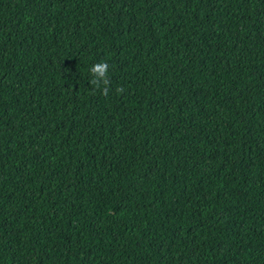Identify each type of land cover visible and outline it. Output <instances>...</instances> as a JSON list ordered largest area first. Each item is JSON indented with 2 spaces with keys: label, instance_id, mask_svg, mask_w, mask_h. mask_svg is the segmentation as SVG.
I'll use <instances>...</instances> for the list:
<instances>
[{
  "label": "trees",
  "instance_id": "1",
  "mask_svg": "<svg viewBox=\"0 0 264 264\" xmlns=\"http://www.w3.org/2000/svg\"><path fill=\"white\" fill-rule=\"evenodd\" d=\"M0 264H264V0H0Z\"/></svg>",
  "mask_w": 264,
  "mask_h": 264
},
{
  "label": "clouds",
  "instance_id": "2",
  "mask_svg": "<svg viewBox=\"0 0 264 264\" xmlns=\"http://www.w3.org/2000/svg\"><path fill=\"white\" fill-rule=\"evenodd\" d=\"M107 70H108V64L106 62L104 63H97L94 64L91 68H90V72L93 75V78L90 80V84L96 86L97 88H99L102 84L105 85V87L103 88V94L105 96L108 95V89L106 87L107 85V79H97V77L100 78H105L107 75ZM124 89L123 88H118L117 92H123Z\"/></svg>",
  "mask_w": 264,
  "mask_h": 264
}]
</instances>
